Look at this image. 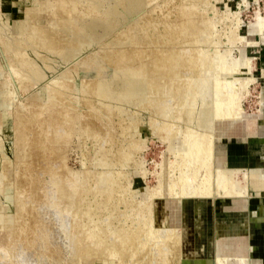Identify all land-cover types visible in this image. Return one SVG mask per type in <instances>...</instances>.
<instances>
[{
    "label": "rangeland",
    "instance_id": "1",
    "mask_svg": "<svg viewBox=\"0 0 264 264\" xmlns=\"http://www.w3.org/2000/svg\"><path fill=\"white\" fill-rule=\"evenodd\" d=\"M43 1H45V4ZM46 1L49 2L46 4ZM59 1L61 3V0H0V23L1 21L5 22L4 20L7 18H15L21 11L25 10V8L39 7L43 8L42 11L44 12L46 7H48L44 12L46 15L42 14L39 22L41 23L40 25L46 26L47 24L50 26L53 21L52 18H54L53 16L59 17L57 12L60 10V6L65 8H70V6H72L79 11L81 9H86V15L82 17L78 16L79 18L77 21L85 22L94 19H106L107 21V19L110 18L109 20L117 23L116 25L118 27L116 28H118V31L121 29L120 32L122 34L120 32L118 33L115 29L116 32L114 30L112 33L101 35L100 41H87L86 37L83 36V40H78L76 43L78 45H85V48L81 46L80 48H82V50L79 49L80 51H77L71 60L63 62L58 56L54 55L55 53L53 54L52 50L49 51L44 48L45 50L41 49L42 51L40 50L39 52L37 49H27V47H25L27 42L25 43L23 40L26 36H24L25 31L22 28L20 31L19 26L15 24L11 28H8V31H6L7 29L0 31V45L2 46H0V217L2 219L0 228L3 226L2 230L0 229V264H76V262L77 264H82L84 255H88L89 258L91 255L93 258L96 256L95 259H101L99 255L100 257L108 258L106 254L111 250V246L106 245V247H103V241L111 242V238L113 239L115 236V230L125 229L126 231H131L132 228H135L141 223L143 218V210L141 207L144 201L149 200V194L151 190L155 188L154 186L158 185L159 178L157 175L162 168L169 170L170 173L177 176L179 174L178 170L183 167L177 165L178 162L182 164L181 161H183V158L177 154V151L173 150L172 153L170 149H166L168 148V139L166 140L165 138L166 133H164L163 130L160 131L162 133L158 131L160 133V136H158V133L153 132L149 127L150 125L148 124H151V118L153 117V115H151L152 111H150L149 108L150 104L138 106L131 101L130 103L128 102V104L126 103L127 101L123 102L114 97H103V99L101 95H96L97 91H94L96 87L94 85L101 83L108 87L113 94L116 91L114 89V81L117 77V70L111 61L109 62L108 59L104 58L106 55H109L111 52L110 50L113 48V46H111V41L126 39V42H124L121 47H123V49L125 48L128 53H132L137 47L142 50V46H140L141 43L138 42L139 39L143 40V38L151 36H157L159 38V35H164L163 33L167 35L176 32L178 15L180 16V14L182 15L184 13L183 15L186 20L192 18L196 20L198 28L196 29L197 32L194 33H197L196 35L200 37H197V42L192 39V41H186L187 38L191 37V26L186 27L187 23H184V30L181 31L182 25L179 23L182 40L179 38V40L172 43V45L179 48L178 51H180L181 54L183 53V58L186 57V54L191 50L190 48H192L194 52L198 49V52L200 51L199 53H202L201 55L199 54L201 57L204 56V53H206V56L209 53L212 54L213 51H215L217 55L219 52H222L221 54L226 56L225 59H228H226V64H231L230 60L238 59L244 53L245 57H247L253 65L251 72L255 77V80L248 85L250 92L247 96L245 95L242 100L243 110L246 114H252L256 111L258 96H260V94L262 95L261 92L264 88V81L261 73V69L264 67V44L262 43L264 38H260L256 33L254 30L255 24L253 23L256 13L264 17V0H247V3H244L243 0H138L137 3H133L136 8L127 6L125 3H127L128 0H116L119 4L115 3V0V2L112 0H104L101 4L103 0H100V4L103 6L97 9L94 8V10L93 8H87L86 4L88 2L86 0H84L85 2L80 0L82 1L81 3L79 0H67V4L61 3V5H59ZM62 1L65 2V0ZM52 2L53 6L55 5L54 7L51 4ZM71 2L74 3V5L71 4ZM75 2L77 3L75 4ZM49 3L51 5H49ZM42 5H44V7ZM106 5H109L108 8ZM111 6L113 9L116 8V13L113 10L114 16L112 17V13L109 11L110 13L108 12L107 14L110 15L107 17L104 9H110ZM124 7L128 10L132 9V14L131 11L129 12ZM51 9H54V11ZM48 10L53 12H49ZM89 10L94 14H89V12H91ZM42 11L41 13H43ZM124 11L125 13L128 11L129 13L127 12V14H125ZM177 12L178 15L176 14ZM87 13L90 16H87ZM231 13H235V15L229 16ZM102 14H104V17L101 16ZM236 24L238 25V34L244 37L246 42H244V40L235 39L234 41L233 38H230L229 41L228 37H226L231 32L229 29H232ZM164 26L168 28V30L170 28V30H165L166 28ZM136 28H138V30ZM18 29L20 35L17 34ZM203 30L206 31L205 34ZM165 31L168 32L166 33ZM200 31L202 33H199ZM125 32H127L126 35ZM143 35L146 37H143ZM22 37L24 38L21 39ZM130 37H133L131 38L133 43L130 42ZM104 38H107L106 41ZM5 39L7 41H5ZM11 40H14L15 43L17 41L20 42V45H17V47L20 46L18 47L19 50L15 47L16 45L13 47L17 50L14 48L11 49L10 45L14 44L13 41L11 43ZM74 40L72 39V41ZM6 42H9V45L5 48L4 45H6ZM247 42L251 43V45H248ZM73 43H75V41ZM125 43L127 44L124 45ZM130 44L134 45L135 48ZM166 44L171 45V41H166ZM104 46L107 47L105 48ZM21 47H25L26 49H24L28 52L30 51V53L24 49V52H20L22 51ZM13 50L16 51L14 54H17V58L16 55L12 54ZM31 50H33V53ZM47 53L53 60L49 59L51 58L50 56H46ZM130 53L126 58L129 64L130 58L133 57V55L129 56ZM28 54L31 55V57L26 56ZM101 54L104 56L102 57ZM221 54H219V56H221ZM42 55H44L45 60L46 58L49 59V61L51 60L54 66H51V68L47 67L46 62L41 58ZM182 55L180 56V60H183ZM22 57L23 59H21ZM19 58L21 59L20 62L23 64L25 63L23 65L24 68L18 65L22 64L19 62ZM24 58H27L25 62H23ZM13 59H15V62ZM32 59L36 60H34L35 65ZM6 60H8V62ZM40 60L42 61L40 62ZM218 60L222 61L221 59ZM26 61L27 63L31 61L28 63L30 66H28V64L26 65ZM219 61L218 64L214 62L215 70L210 67L209 74L211 76L215 75V71L218 68L217 65L220 63L223 64L222 62L219 63ZM5 62L9 66L6 65ZM136 62H140L138 65L142 64L139 60L134 61V63ZM200 63H203V61ZM130 65L132 67L131 69L134 70L135 65L133 68V61ZM182 66L180 67L181 69H183ZM215 66H217V68ZM29 67L31 71L27 70ZM43 69H45V71H43ZM245 69L247 70V68H242V71H246ZM33 71L34 77L32 76L31 78L30 76ZM197 73L204 74V71ZM171 74L172 73H170V75ZM155 75L158 77V74H154V78H156ZM222 75H224L223 72L219 74V76ZM242 76L248 75L242 74ZM30 78L32 80H30ZM184 78L185 77H183L182 80L179 79L183 82ZM39 79L41 80L39 81ZM53 80H55V82ZM89 81L93 82L94 85ZM87 83L89 86H87ZM182 85H184V83H182ZM57 90L58 92H56ZM92 92L94 94H92ZM208 93L212 94L213 92ZM209 94V97H207L211 98L213 94H210L211 97ZM169 98L170 97L164 98L166 100L168 99L166 106L168 110L169 107H171L169 110L170 114L172 110L175 114L177 108L174 106V99L173 97ZM170 101H173L172 105L174 109ZM88 105H92L91 108H89ZM114 105L117 107L114 108ZM119 106L121 108H119ZM91 109H93V111ZM98 112L100 114H98ZM173 113L172 116H174ZM101 117L109 122H106ZM134 118L139 120V124L136 122L137 125L132 129L131 127H134V125L133 121L130 119L134 120ZM154 118L153 121L156 120ZM104 121L106 123H104ZM263 122L264 119L260 120L261 124ZM178 123L180 131L185 129L184 123ZM74 124L75 126H73ZM93 124H95V126ZM180 131L178 135H180ZM95 134L98 135L96 136ZM136 137L141 138V141H139V138L138 140H133L137 142H132V144H136L135 147L134 144L130 145V142ZM256 139L259 140L256 136H248L243 139L236 138L235 136L222 137L220 141L217 140L216 148L219 153L233 157V161L237 158L236 162L243 166L245 164H243L241 160H246L244 156L247 157V149L249 146L251 147L253 145V150H255ZM51 141H53L52 143L55 145L52 144ZM128 144L131 147H129ZM128 147L129 149H127ZM122 154L125 156L123 157ZM174 154H177L178 158L176 157L177 155L175 156ZM180 158H182V160ZM167 160L168 163L166 162ZM170 160L173 162L170 163V165H177L174 170L173 168L172 170L169 168ZM253 160L257 161V158L254 157ZM143 172H145V174H143ZM112 180L115 183L112 182ZM111 186L112 188H110ZM130 198L132 199L130 200ZM152 202L153 220L156 226L168 225L181 228L183 256L194 258L188 259L186 262H183V264H206L204 260H200V258L204 257L213 259L217 256L230 257L225 253V250H222V252H217L216 250L215 252L211 249L210 251L208 243L204 241L205 237H199L198 232L204 230L205 227L206 229H214L216 221L224 218H229L233 223H239L242 219V216L238 214L239 212L235 214L236 211L231 213V211L225 210L226 207L230 206L232 203L231 199L228 200L219 196L218 198L213 197L201 201L202 203L200 204L198 199L154 198ZM137 203L141 204L138 205ZM90 208H92V211ZM139 208L141 210H139ZM165 210L166 212H164ZM39 221L42 222L44 227H37ZM98 230L100 231V235ZM98 240L101 243L100 245H98ZM194 240L199 241L198 247H193L194 244L192 241ZM247 242L248 244L251 243L248 240ZM91 249L93 251H91ZM105 250L107 251L105 252ZM80 255L83 256H81V259ZM232 258L235 260L237 257ZM130 260L125 258L123 263L125 264L127 261L129 262L128 264H131ZM112 261L119 264V259L117 257L115 258L113 256Z\"/></svg>",
    "mask_w": 264,
    "mask_h": 264
},
{
    "label": "bare ground",
    "instance_id": "2",
    "mask_svg": "<svg viewBox=\"0 0 264 264\" xmlns=\"http://www.w3.org/2000/svg\"><path fill=\"white\" fill-rule=\"evenodd\" d=\"M50 1H54V0H50ZM66 1L67 0H65V2ZM86 1L88 2L86 4L87 8L88 7L89 8H93V10H94V8L95 9L101 8V6H103L101 4L104 2V0L102 2L100 0H86ZM112 1H114V0H112ZM117 1L115 3H117ZM119 1H121V0H119ZM243 1H244V3L245 2L247 3V0H243ZM43 2L45 4V1H43ZM48 2L46 1V4ZM65 2H63L61 0L62 4L63 3L64 4L68 3V2H66V3ZM77 2H75V4ZM79 2L81 3L82 1L79 0ZM83 2H85V1L83 0ZM100 2H101V4H100ZM114 2H113V4H114ZM135 2L137 3L138 0H128L127 3H125V4H127V6H131V7L133 6L134 8H136L135 4H133ZM61 3L59 1V5H61ZM51 4L53 6V2ZM51 4L49 3V5H51ZM71 4L74 5V3H72V2H71ZM117 4H119V3H117ZM125 4H124V6H125ZM120 5H122V4H120ZM42 6L44 7V5H42ZM108 6L106 5L107 8H108ZM29 7H32V6H29ZM60 7H61L60 10L58 12L56 11L58 13L59 17L56 16L57 17L56 18L55 16H53L54 18H52L53 21L51 22L50 26H48L47 24H46V26L45 25H40L41 23L39 22V20L42 17V14L46 15V13H44V12L46 11V9L48 7H46V9L44 8L45 9L44 12L42 11L43 8H39V7H37V8H28V9L25 8V10L21 11L15 18H7L6 20H4L5 22L1 21V23H0V31L1 30L2 31L6 30V29H7L6 31H8V28H11L15 24L16 26H19L20 31H21V28L25 31L24 36L25 35L26 36H25V38L22 37L21 39L24 38L23 40L25 41V43L27 42V44L25 46V47H27V49H29V48L30 49H35V50L37 49V51H39V52H40L41 49H44V48L48 49L49 51L52 50L53 54L55 53L54 55L58 56L59 59H61L63 62H65V61L71 60V58L73 56H75V53L77 51H80V50H82V48H85L84 47L85 45L84 46L81 45V44L78 45L76 43L78 40H81L83 38V36L86 37L87 41H100L101 35H104V34H107V33H112V31H114L115 29L116 30L118 29V28H116V27H118L116 25L117 23L109 20L110 18H108L107 21H106V19H104V20L99 19L100 21L97 20V19L96 20L94 19V20H90V21L80 22V21H77V19L79 18L78 16L82 17V16L86 15L85 14L86 13L85 12L86 9H84V10L81 9L82 11L81 10L79 11L75 7H72V6H70V8H67V7L65 8V7H62V6H60ZM116 7H117V5H116ZM126 7H124V8H126ZM49 8H51V7H49ZM81 8H83V7H81ZM115 9L116 8L113 9V7L111 6L110 9H104L105 10L104 12L107 14L109 11H111L112 17H113L114 16L113 15V10L116 13ZM51 10L54 11V9H51ZM51 10H48V11L50 12ZM91 10H89V11H91ZM119 10H120V8H119ZM126 10H128V9L126 8ZM41 11L43 13H41ZM53 11H51V12H53ZM95 11H97V10H95ZM128 11L129 12L131 11V14H132V9L128 10ZM175 11H178V10H175ZM102 12H103V9H102ZM127 12L125 13V11H124L125 14H127ZM182 12H184V11H182ZM57 13H54V14H57ZM89 14H94V13H92V11H91V12H89ZM97 14H100V13H97ZM176 14L178 15V12ZM183 14L182 15L180 14V16L178 15V18H177L178 21L176 19V21H177V24H176L177 29H175L176 32H173L172 34H167V35H165V33H163L164 35H162V34L159 35L160 36L159 38L157 36L156 37H152L151 36V37L147 38L146 34H145L146 36L143 35V37H146V38H143V40L138 38L139 39L138 42L141 43L140 46H142V50L139 49V47H137L138 48L137 49V48H135L134 45L130 44V45L134 46V48H135V50L133 49L134 50L133 52L131 51L132 53L129 52L130 53L129 56L133 55V57H131L130 58L131 60H129V61H130V64H132V61H133V68H134V65H135L134 70L131 69L132 68L131 65L128 63V61H126V58L128 57L129 53L127 52V50H125V48L123 49V47H121V45L123 46V43L126 42V39H124V40L116 39L114 41H111L112 45H111V43H110V45L113 46V48L112 49L110 48L111 52L109 53V55L105 54L106 56L104 58L108 59L109 62L111 61V63H113L115 65V68L117 70V73H116L117 77H116V79L114 81V89L116 90L115 93H114L115 95L112 93V91L108 87L104 86V84L101 83V84H98V85H94L93 82L89 81L90 83H93L94 86H96L95 90H94V91H97L96 95L99 94V95H101L102 98L103 97H114L116 99H119L120 101L122 100L123 102L127 101L126 103H128V102L130 103V101H131L133 104L138 105V106L139 105L143 106V104H145V105L146 104H150L149 108H150V111H152L151 115H153V117L151 118V120H152L151 124H148V125H150L149 127L151 128V130L153 132L158 133V136H160L159 134L162 133V132H160L162 130L164 131V133H166L165 134L166 135L165 138H166V140L168 139V146L166 145L168 148H166V149L167 150L170 149V152H172L173 150L177 151V154H179V156L183 158V161H181L182 158H180L181 159L180 161L182 162V164H179L178 161H177L178 164H177V162H176V164L177 165H181L183 167L180 168V170H178L179 174L177 173L178 174V175L176 174L177 176H175L174 174L170 173L169 170H165V169L162 168V170L157 175V177L159 178L158 185L157 186L155 185L154 186L155 188L153 187L154 189H152L150 194H149V200L144 201V203H143V205L141 207V209L143 210L142 211L143 212V214H142L143 218L140 215H138V216H140L142 218V221L140 220L141 223L138 226H136L135 228L131 227L132 230L131 231L127 230L128 232L125 229L124 230H115V233H114L115 236L113 235L114 236L113 239L112 238H111V240L109 239L111 242H105V240L103 239L104 240L103 241L104 243H102L103 247L104 246L106 247V245H110L111 246V250L108 249L109 252L106 254V257L108 256V258H103L102 256L100 257V255H99V258H101V259H98V258L95 259L96 258V256L94 255L95 253L93 254L95 256V258H93L92 255L90 256V258H89V256L87 254H86L87 256H85L83 254L84 257L82 255H80V259H81V256L84 258V259L82 258L84 264H116V262L114 263V261H115L114 259H113L114 261H112L113 256L115 258L117 257L119 259V264H124L123 261H124L125 258H127L128 260L131 259L130 260L131 264H183V262H186L188 259H194V258L184 257L183 256V253H182V248H183V246H182V230H181L180 227L168 226V225L156 226L154 224V220H153V202H152L153 199L154 198L198 199L199 203L201 204L202 203L201 201H205L206 199H209V198H213V197H217V196H236V195H240L241 191L245 190V189L241 190L243 185L245 184L244 181H245L246 178L244 177L243 174H241L240 169L238 170V169H234V168H216V167H214V152H213L214 151V127H215V122H217V120H226L227 121V120H232V119H239V118L242 117V114H244L243 113L244 110H243V102H242V100H243V97L245 95L247 96L248 93L250 92L249 88H248L249 87L248 85L255 80V77L253 76V74L251 72V70L253 68V65H252L251 61H249V59L247 57H245L244 53L240 56V58L234 59V60H230L231 64H229V63L226 64V59L227 58L225 59L226 56H224V54L222 55L221 54L222 52L221 53L219 52L218 55H217V53L215 51H213L212 54H210V53L208 54V52H207L208 55L205 56L206 53H204V56L201 57L200 55L202 53L200 54L199 53L200 51L198 52V49H197V51L194 52L192 48H190L191 50H189V52L187 54L184 51L185 54H186V57L183 58V55H182L183 53L181 54L180 51H178L179 48H176L175 45L174 46L172 45V43L176 42L177 40H179V38L181 39V37H182L181 36L182 34L180 32L179 23L182 25L181 31L184 30V23H187L186 27L191 26V30H190L191 31V35H190L191 37L187 38L186 41L192 39V40H195L197 42L198 41L197 37L198 38L200 37V36L196 35L197 33L196 34L194 33V32H197L196 29L198 28L197 25H196L197 24L196 20L194 18H192L190 20H186L184 18ZM108 15H110V14H107V17H108ZM230 15L234 16L235 13H231V14H229V16ZM50 16H51V14H50ZM87 16H90V15H88V13H87ZM101 16L104 17V14H102ZM117 17H118V14H117ZM253 23L255 24L254 30L256 31V33L259 35L260 38H264V17L262 15H260L259 13H256ZM237 27H238V25L236 24V26H234L232 29H229V30H231V32L226 37H228V40L230 38L231 39L233 38V40L234 39L235 40H242V41L244 40V42H246L244 37H241L238 34V32H237L238 28ZM19 29H18V33L17 34L20 35ZM136 29L138 30V28H136ZM116 30H115V32H116ZM120 30L119 31L117 30L118 33L120 32ZM165 30H168V28H166ZM169 30H170V28H169ZM122 31H125V30H122ZM131 32L133 34L132 30H131ZM126 33L127 32H125V35H126ZM199 33H202V32L200 31ZM203 33L205 34L206 31L203 30ZM6 35H7V33H6ZM121 37H122V35H121ZM165 37L167 38V40H166ZM205 37H207V36H205ZM131 38H133V37L129 38L130 42H132ZM72 39L73 40L75 39L74 40L75 43H73L74 41H72ZM104 39L106 41L107 38H104ZM216 39H218V38H216ZM0 40H1V37H0ZM14 40H11V43H12V41L14 43V44L10 43L11 44L10 45L11 49L14 48L13 47L14 45H16L15 46L16 48L20 47V46L17 47V45L20 42L17 41L15 43ZM168 40L171 41V45L170 44H166V41H168ZM5 41H7V40L5 39ZM262 42H264V41H262ZM102 43H104V42H102ZM178 43H179V41H178ZM1 44H3V43H1ZM5 44L6 45H4V47L6 48V47H8L7 45H9V42H6ZM98 44H96V45H98ZM126 44L127 43H125L124 45H126ZM229 44H230V42H229ZM253 44H255V43H253ZM248 45H251V43H248ZM21 46H22V44H21ZM81 46H83V47L80 48ZM25 47H23V48L21 47L22 51H20V52H24L23 49ZM16 48H14V49H16ZM2 49H4V48H2ZM18 50H19V48H18ZM25 51H27V50H25ZM32 51L33 50H31V52ZM216 51H217V49H216ZM15 52L16 51L13 50V53L12 52L11 53L14 54ZM28 53H30V51ZM35 53H37V52H35ZM107 53H108V51H107ZM219 54H221V56H219ZM14 55H16V58L18 57L17 54H14ZM19 55H21V54H19ZM39 55H36V56H39ZM47 55H48V53L46 54V56ZM181 55H182L183 60H180L181 59V57H180ZM26 56H28V57L30 56L31 57V55H29V54L26 55ZM49 56L50 55H48L47 57H49ZM101 56H102V54H101ZM23 57L21 59H23ZM217 57H218V59H221L222 61H219L217 59ZM41 58L44 59V62H46L47 67L51 68V66L52 67L54 66L53 62L51 60L49 61V59H52V57L49 58V59L46 58V60H45L44 55H42ZM15 59H13V61ZM21 59L19 58V62H20ZM25 59H27V58H24V61L23 60L22 61L25 62ZM216 59L219 61V63L222 62L223 64L220 63L219 65H217L218 68L221 65L219 69L217 68V66H215L217 68L216 71H215V75L211 76L209 74V69H210V67L214 69V65L218 64V61ZM16 60H18V59H16ZM30 60H31V58H30ZM34 60H33V64L35 65ZM135 60L136 61H138V60L141 61V63L143 65L142 64L138 65V63H140V62L134 63ZM6 61L8 62V60H6ZM41 61L42 60H40V62ZM59 61H57V62H59ZM201 61H203V63H200ZM30 62L31 61H29L28 63H30ZM214 62H215V64H214ZM20 63H22V62H20ZM28 63L26 61V65ZM5 64L8 65L6 62H5ZM24 64L22 63V64H18V65H21L23 67ZM36 64H38V63H36ZM28 66H30V65L28 64ZM181 66L183 67V69L180 68ZM38 68H39V66H38ZM242 68H247V70L245 69L246 71H242ZM41 69H42V67H41ZM27 70L31 71L30 67ZM214 70H213V72H214ZM43 71H45V69H43ZM200 71H204V74H202V73L198 74L197 73V72H200ZM222 72H223L224 75L219 76V74L222 73ZM33 73H34V71L32 72V75L30 76L31 78L33 76ZM36 73H38V72H36ZM170 73H172V74L170 75ZM154 74H158L157 75L158 77H156V75H155L156 78H154ZM242 74H247L248 76H242ZM41 75H43V74H41ZM262 75L264 76V70L262 71ZM43 76H41V77H43ZM183 77H185L186 80L184 78L183 82H182L181 80H182ZM24 78H25V75H24ZM31 78H30V80H32ZM40 80L41 79H39V81ZM53 81L55 82V80H53ZM54 82H51V83H54ZM51 83H49V84H51ZM182 83H184V85H182ZM34 84H35V82H34ZM84 86H86V85H84ZM87 86H89L88 83H87ZM181 86H183V87H181ZM91 91H93V90H91ZM56 92H58V90ZM208 92H213L212 93L213 95L210 93L212 95V97H211V95ZM92 94H94V93L92 92ZM208 94L210 95L211 98H208L209 97ZM59 96H60V94H59ZM55 97H56V95H55ZM166 97H170V98L173 97V99H174V106H175V108H177V111H176L175 114L173 113V110H172V113L174 114V116H172V113L171 114L169 113V110H170L171 107H169V110H168V108L166 106V104L168 103L167 102L168 99L167 100L164 99ZM173 99H171V100H173ZM172 103H173V101L170 104L172 105ZM91 106H89V108H91ZM120 106H119V108L122 107V106L121 107ZM174 106H173V109H174ZM116 107L117 106H115L114 108H116ZM91 110L93 111V109H91ZM149 113H151V112H149ZM98 114H100V113L98 112ZM102 116H103V113H102ZM154 117H156V118H154ZM104 118H105V116H104ZM104 118H102V119H104ZM148 118H149V115H148ZM153 118L156 119L155 120L156 122L153 121ZM119 119H118V121H119ZM130 120L133 121L134 127H131L133 129V128H135V126L137 125L139 120L137 118H134V120H132V119H130ZM105 121L109 122L107 120H105ZM105 121H104V123H106ZM102 122H103V120H102ZM178 122L184 123L183 125H185V129L182 128L183 130L180 131L179 130L180 126H179ZM26 124H28V123H26ZM75 124L73 126H75ZM93 125L95 126V124H93ZM103 125H105V124H103ZM17 126H19V125H17ZM126 126H128V125H126ZM41 127H42V125H41ZM113 127H115V126H113ZM17 130H19V129H17ZM93 131H94V129H93ZM179 131H180V135H178ZM15 132H17V131H15ZM126 132H127V129H126ZM127 134L130 135L129 133H127ZM95 135L97 136L98 134H95ZM102 135H103V133H102ZM15 137H17V136H15ZM22 137H24V136H22ZM131 137H133V136H131ZM58 138H56V139H58ZM138 138L137 137L133 138L132 141L130 142V145L136 139L138 140ZM124 139H126V138H124ZM140 139L141 138H139V141H141ZM161 141H162V139H161ZM52 142L53 141H51V143ZM54 142H55V137H54ZM134 143H137V142H134ZM52 144H54V143H52ZM130 145L128 144L129 147H131ZM135 145L136 144H134V146ZM140 145H142V144H140ZM129 147L127 149H129ZM132 150H133V148H132ZM108 151H109V149H108ZM170 155H172V154H170ZM124 156L125 155H123V157ZM123 157H121V158H123ZM176 157L178 158V155ZM119 158H120V156H119ZM171 160L169 161V165H170V163L174 162L173 160H172L173 162H171ZM166 162L168 163V160ZM62 163H64V162H62ZM105 164H106V162H105ZM177 165L175 166L174 164H171L169 166L170 170H172V168L174 170L177 167ZM143 174H145V172H143ZM103 180H104V178H103ZM113 180H112V182L115 181V180L114 181ZM76 185H77V183H76ZM103 188H105V187H103ZM110 188H112V186ZM110 188H109V191H110ZM243 188H245V186ZM244 194H246V190H245ZM107 195H110V194H107ZM131 199L132 198H130V200ZM138 202H139V200H138ZM139 204H141V203H139ZM200 207H199V209H200ZM91 209L92 208H90V210ZM141 209L139 208V210H141ZM164 212H166V210ZM163 214H165V213H163ZM93 215H91V216H93ZM129 216H130V214H129ZM168 216H169V214H168ZM1 221H2V219L0 217V222ZM138 222H139V220H138ZM2 227L0 228L1 230H2ZM37 227H39V228L44 227L41 221H39V224H38ZM99 235H100V231H99ZM81 238H82V236H81ZM44 241H46V240H44ZM98 242H99V240H98ZM100 244L101 243L99 242L98 245H100ZM98 245H96V246H98ZM110 246H109V248H110ZM83 250H84V248H83ZM98 250H100V249H98ZM89 251H90V249H89ZM91 251H93V250L91 249ZM106 251L107 250H105V252ZM102 253H101V255H102ZM56 254H57V251H56ZM80 254H82V253H80ZM200 260H202V261L204 260V262L206 264H249L247 259L239 257V258H236L235 260H233L232 257L230 258L228 256H217L214 259L210 258V257H204V258H200ZM193 262H195V261H193ZM128 263L129 262L126 261L125 264H128ZM76 264H77V262H76Z\"/></svg>",
    "mask_w": 264,
    "mask_h": 264
},
{
    "label": "crops",
    "instance_id": "3",
    "mask_svg": "<svg viewBox=\"0 0 264 264\" xmlns=\"http://www.w3.org/2000/svg\"><path fill=\"white\" fill-rule=\"evenodd\" d=\"M262 43L264 44V42ZM263 70L264 67H262L261 73ZM262 79L264 81L263 75ZM261 93L262 95L258 96L257 108L254 113L243 112L244 114L239 119L217 120L214 127V167L240 169L241 174L246 178L243 185L245 188L241 189H245L246 194L243 190L240 195L220 196L228 200L231 199L232 203L225 210L231 211V213L236 211L235 214L239 212L242 219L239 223H233L229 218L220 219L216 221L213 230L205 227L204 230L198 232L199 237H205L204 241L208 243L210 251L211 249L215 252L216 250L217 252L225 250V253L230 257L247 259L249 264H264V122L260 123V120L264 119V88ZM227 136H235L239 139L257 136L259 139L255 140V150H253V145V147H248V155L244 156L246 160H241L245 165L242 166L236 162L237 158L235 157V161H233V157L219 153L216 142ZM254 157L257 158V161L253 160ZM247 240L251 243L248 244ZM192 243L193 247L199 245L197 244L199 241L196 240Z\"/></svg>",
    "mask_w": 264,
    "mask_h": 264
}]
</instances>
